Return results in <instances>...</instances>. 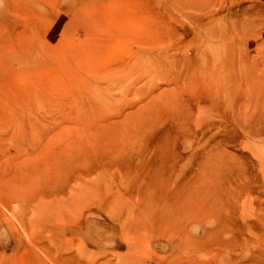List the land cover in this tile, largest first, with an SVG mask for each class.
<instances>
[{
	"label": "rangeland",
	"instance_id": "rangeland-1",
	"mask_svg": "<svg viewBox=\"0 0 264 264\" xmlns=\"http://www.w3.org/2000/svg\"><path fill=\"white\" fill-rule=\"evenodd\" d=\"M0 86V264H264V0H0Z\"/></svg>",
	"mask_w": 264,
	"mask_h": 264
},
{
	"label": "bare ground",
	"instance_id": "bare-ground-1",
	"mask_svg": "<svg viewBox=\"0 0 264 264\" xmlns=\"http://www.w3.org/2000/svg\"><path fill=\"white\" fill-rule=\"evenodd\" d=\"M152 27V26H151ZM150 27V28H151ZM22 52V51H21ZM24 52V51H23ZM14 53V52H13ZM23 55V54H22ZM19 57V56H18ZM24 58H25V56H23ZM26 57H27V55H26ZM19 58H21V57H19ZM20 61H21V59H20ZM23 61H24V59H23ZM18 62V61H17ZM20 68V67H19ZM14 69V68H13ZM8 70V69H7ZM19 70V69H18ZM21 70V69H20ZM16 71H17V69H16ZM25 72V71H24ZM16 73V72H15ZM22 73V72H21ZM2 74V73H1ZM9 77V76H8ZM10 78V77H9ZM12 78V77H11ZM12 80H14V79H12ZM17 80V79H16ZM5 81H7V79H5ZM2 82V81H1ZM5 83V82H4ZM18 83V82H17ZM21 83V82H20ZM2 84H3V82H2ZM7 84V83H6ZM8 85V84H7ZM21 84H19V85H17V84H15L14 82H13V84H11V82H10V84H9V87H8V89L6 90L7 91V94H10V98L12 97V99L13 100H10L11 102H8V107H7V111L9 110V107H11V106H15V107H20V105H22L21 103H22V100L24 99V97H26L25 95V91H24V88L25 87H23V85L22 86H20ZM1 86H3V85H1ZM1 86H0V89H1ZM5 87V86H4ZM3 87V88H4ZM2 88V89H3ZM4 90V89H3ZM5 91V92H6ZM4 92V91H3ZM3 92H2V94H3ZM1 93V92H0ZM1 95V94H0ZM5 96V95H4ZM8 97V96H7ZM2 98V97H1ZM5 98V97H4ZM9 99V98H8ZM2 101V100H1ZM25 102V101H24ZM5 103H7V102H5ZM2 103H0V105H1ZM5 105V104H4ZM2 107V106H1ZM0 107V108H1ZM5 107V106H4ZM6 108V107H5ZM2 109H4V108H2ZM20 110V109H19ZM4 112H5V110H3ZM21 113V112H20ZM20 113H16V115H19ZM11 117V116H10ZM19 117V119L21 118V114L19 115V116H13L12 115V117H11V119H17ZM15 119V120H16ZM11 121V120H10ZM13 123H15V122H13ZM17 123V122H16ZM48 129H50V128H48ZM51 129H53V128H51ZM50 131V130H49ZM55 131H58V130H55ZM30 132H31V134L30 135H32V138H34V139H36V138H39V137H41V138H43V143L41 144V145H43V146H45V148L46 147H48V148H50L49 150L51 151V155L49 154V161L48 162H46V164L44 165V168L42 167L41 168V170H42V173H43V177H44V179L46 180V179H48V181L50 182V181H54L57 177H58V174H59V172H60V170L62 169V166H60L62 163L59 161V159L60 160H62V162H64V161H66L67 159H72L71 158V155L72 154H76V150L73 148V147H71V144H73L74 146H76V148L78 147V141H80V140H76V139H74V138H72L71 140L69 139V138H66V139H63L61 142H60V140H59V143H61L60 145H57V144H53V143H50L51 141L47 138H45L46 136L44 135V132L41 130V129H39L38 127L36 128V127H30ZM51 132V131H50ZM49 133V132H48ZM52 133V132H51ZM55 134V133H54ZM53 134V135H54ZM62 134V133H61ZM55 135H57V132H56V134ZM49 136V135H48ZM51 137V136H50ZM53 138V137H52ZM57 138V137H56ZM61 138V137H60ZM63 138H64V136H63ZM33 139V140H34ZM58 139H59V137H58ZM35 141V140H34ZM71 141V142H70ZM38 142V140H36V143ZM54 142H55V140H54ZM57 142H58V140H57ZM56 142V143H57ZM65 142V143H64ZM39 143H41V142H39ZM58 143V144H59ZM81 143V145H83V143L82 142H80ZM42 146V147H43ZM36 147V146H35ZM34 147V148H35ZM48 148H46L45 149V152H47V149ZM36 149V148H35ZM39 150V149H38ZM41 153H43L42 151H40ZM39 152V153H40ZM39 153H37L36 154V156H39ZM40 153V154H41ZM47 156V155H46ZM41 158V155H40V157L38 158V159H40ZM44 160H46V159H44ZM60 167H61V169H60ZM34 170V169H33ZM24 172V171H23ZM28 174V173H27ZM35 174V173H34ZM39 174V173H38ZM24 176V175H23ZM33 177V176H32ZM26 180V179H25ZM27 181V180H26ZM23 183V182H22Z\"/></svg>",
	"mask_w": 264,
	"mask_h": 264
}]
</instances>
